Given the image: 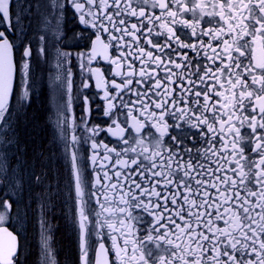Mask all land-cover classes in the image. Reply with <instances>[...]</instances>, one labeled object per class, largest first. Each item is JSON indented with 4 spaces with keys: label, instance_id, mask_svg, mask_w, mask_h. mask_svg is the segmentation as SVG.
I'll list each match as a JSON object with an SVG mask.
<instances>
[{
    "label": "snow or ice",
    "instance_id": "1",
    "mask_svg": "<svg viewBox=\"0 0 264 264\" xmlns=\"http://www.w3.org/2000/svg\"><path fill=\"white\" fill-rule=\"evenodd\" d=\"M61 215L71 264H264V0H0V264Z\"/></svg>",
    "mask_w": 264,
    "mask_h": 264
},
{
    "label": "flooded vegetation",
    "instance_id": "2",
    "mask_svg": "<svg viewBox=\"0 0 264 264\" xmlns=\"http://www.w3.org/2000/svg\"><path fill=\"white\" fill-rule=\"evenodd\" d=\"M78 79L79 77H77V80ZM37 104L42 107L43 97L37 101ZM77 115H79V109H77ZM32 243L35 245V240H33ZM55 247L59 251L58 259L61 260L63 264H71L73 258L77 254L76 239L74 232L65 226L62 215L59 217V227L55 231Z\"/></svg>",
    "mask_w": 264,
    "mask_h": 264
}]
</instances>
